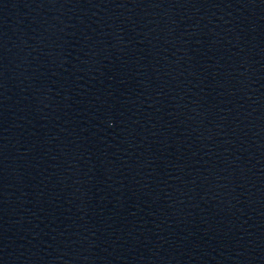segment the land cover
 <instances>
[{"label": "water", "instance_id": "water-1", "mask_svg": "<svg viewBox=\"0 0 264 264\" xmlns=\"http://www.w3.org/2000/svg\"><path fill=\"white\" fill-rule=\"evenodd\" d=\"M0 264H264V0H0Z\"/></svg>", "mask_w": 264, "mask_h": 264}]
</instances>
